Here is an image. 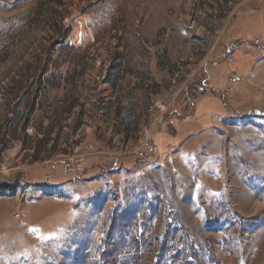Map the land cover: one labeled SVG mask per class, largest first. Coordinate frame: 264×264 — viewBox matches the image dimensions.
<instances>
[{
	"label": "rangeland",
	"instance_id": "obj_1",
	"mask_svg": "<svg viewBox=\"0 0 264 264\" xmlns=\"http://www.w3.org/2000/svg\"><path fill=\"white\" fill-rule=\"evenodd\" d=\"M0 264H264V0H0Z\"/></svg>",
	"mask_w": 264,
	"mask_h": 264
},
{
	"label": "flooded vegetation",
	"instance_id": "obj_2",
	"mask_svg": "<svg viewBox=\"0 0 264 264\" xmlns=\"http://www.w3.org/2000/svg\"><path fill=\"white\" fill-rule=\"evenodd\" d=\"M63 62L65 63L66 60L63 61ZM67 62H69V61H67ZM24 78H27V76H25ZM45 78H47V83L44 82V79ZM31 79L34 81V83L32 85L33 88L35 89L34 90V94L36 96H38V97H40L42 93L43 94L45 93L44 92V88L45 87L46 88H49V87L53 88L54 87V89H57V88H59V87L62 86L61 84H63V86L69 85V77H68V75H61V74H51V75L40 74V75H37V76H32ZM65 81H67L68 83L65 84L64 83ZM61 82H63V83H61ZM37 101H38V99H36V102ZM30 111L35 112L36 109L35 110L31 109Z\"/></svg>",
	"mask_w": 264,
	"mask_h": 264
},
{
	"label": "built area",
	"instance_id": "obj_3",
	"mask_svg": "<svg viewBox=\"0 0 264 264\" xmlns=\"http://www.w3.org/2000/svg\"><path fill=\"white\" fill-rule=\"evenodd\" d=\"M229 55H230V52L228 51V53L224 55V58H227V56H229ZM226 61L229 62L230 59H226ZM241 82H243V79L242 78H240L238 76H235V75H230L229 76L230 89L228 90V93L229 92H232V90H233L232 87H234L235 84L241 83ZM150 151H152V150L150 149Z\"/></svg>",
	"mask_w": 264,
	"mask_h": 264
}]
</instances>
